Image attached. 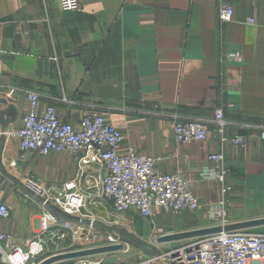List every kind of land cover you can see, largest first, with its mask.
Here are the masks:
<instances>
[{
    "label": "crops",
    "instance_id": "crops-1",
    "mask_svg": "<svg viewBox=\"0 0 264 264\" xmlns=\"http://www.w3.org/2000/svg\"><path fill=\"white\" fill-rule=\"evenodd\" d=\"M234 8L224 23L220 0H82L79 11H63L59 0H0V202L10 207L0 231L23 243L41 239L54 251L57 240L89 225L90 213L97 221L92 232L122 237L120 222L109 223V205L119 216L149 221L153 234L215 226L208 206L222 199L221 184L204 175L214 152L232 170L228 224L264 218V0H236ZM31 91L39 94L40 113L53 105L66 122L100 112L125 135L117 152L135 147L157 158L158 171L190 182L201 207L176 215L155 209L149 219L117 212L98 191L100 165L85 166L83 155L66 152H22L7 129L22 125ZM11 107L14 120L4 113ZM218 109L230 135H248L245 148L222 143ZM194 119L204 121L207 138L177 142L175 123ZM71 183L87 196L77 215L84 222L57 219L43 230L49 211L37 189L56 196Z\"/></svg>",
    "mask_w": 264,
    "mask_h": 264
},
{
    "label": "built area",
    "instance_id": "built-area-1",
    "mask_svg": "<svg viewBox=\"0 0 264 264\" xmlns=\"http://www.w3.org/2000/svg\"><path fill=\"white\" fill-rule=\"evenodd\" d=\"M235 1L220 0L219 17L222 22L233 20ZM59 3L63 11H79L82 7V0H59ZM249 23H255V19H250ZM28 97L30 108L22 120V125L16 129H7L8 138L18 140L22 152H34L41 156L66 152L83 155L80 157L85 166L92 163L100 165L105 174L99 180L98 191L101 197L112 203L117 212L136 211L144 219H149L155 216V209L176 215L184 211H197L201 207L202 203L193 193L190 182L178 173L158 171L157 158L144 154L135 147L124 154L117 152V147L123 143L125 135L100 112L91 111L80 123L73 124L63 121L53 105L40 113V97L37 92L31 91ZM215 122L224 145L231 144L237 148L247 146L248 135H230L227 132L229 123L223 109L216 111ZM208 132L201 119L178 121L173 127L174 138L180 143L204 141ZM210 159L214 164L213 169L204 175L221 184L222 199L208 206V216L213 222L212 225L225 226L228 224L225 206L231 191L229 176L232 170L223 153L214 152ZM37 190L46 200L72 215L81 214L85 208L86 194L72 183L68 190L56 196H51L43 189ZM9 216L10 207L7 203L0 202V219ZM87 218L89 225L77 226L74 238L79 240L82 237L83 242L86 241L89 245L102 244L87 248L117 243L127 245L118 235L104 236L92 232L96 218L90 213ZM56 220L50 213L46 214L42 219L43 230H50ZM164 234L166 233L154 229L153 238L157 239ZM179 242L175 246L170 245L165 252H158L134 264H264V231H223ZM43 251L41 239H31L23 243L12 234L0 231L2 264H38L36 261Z\"/></svg>",
    "mask_w": 264,
    "mask_h": 264
},
{
    "label": "rangeland",
    "instance_id": "rangeland-1",
    "mask_svg": "<svg viewBox=\"0 0 264 264\" xmlns=\"http://www.w3.org/2000/svg\"><path fill=\"white\" fill-rule=\"evenodd\" d=\"M108 207L109 212L112 214L111 219H109V223L116 224L115 222L119 221L121 230L125 232L124 235L120 234L126 241L127 245L125 248L100 255L61 261L55 264H134L140 263L150 256H154L158 252H165L171 245L169 243H158L156 239L153 238V231L151 230L152 228L149 221L142 220L138 216H129V214L119 216L111 211L110 205ZM114 228L116 227H112L111 229L113 230ZM138 241L147 243V248H143L138 245L140 244ZM105 243H108V241ZM55 245L56 249L53 248L54 251H45L44 248V251L40 254L38 261L36 262H40L43 259L56 254L82 250L87 247L102 244L94 243L89 245L86 241L83 242L82 237L77 240L73 237V235L70 236V233H68L64 238L57 240V243L53 246ZM145 249H154V253L152 255H148V253L145 252Z\"/></svg>",
    "mask_w": 264,
    "mask_h": 264
},
{
    "label": "water",
    "instance_id": "water-1",
    "mask_svg": "<svg viewBox=\"0 0 264 264\" xmlns=\"http://www.w3.org/2000/svg\"><path fill=\"white\" fill-rule=\"evenodd\" d=\"M13 108L7 109L4 113H7L12 120L16 118V112L12 110ZM8 125H5L4 128H7ZM43 203H45L49 213L56 219H62L65 221H73V222H84L83 218L72 215L68 213L67 211L61 209L57 205L53 204L51 201L46 200V198H41ZM257 226H264V218L261 219H255L252 221H246L242 223H232L227 224L225 226H212V227H204L199 228L195 230H189V231H182L177 233H166L164 235H161L156 239L158 243H170V242H176V241H182L186 239L196 238V237H202L207 235L216 234L223 231H234L238 229L243 228H249V227H257ZM121 232L124 234L125 232L121 230ZM126 243V241L124 240ZM139 242V241H138ZM141 247L147 248V243L141 241L139 242ZM125 248L124 243H117V244H109V245H103L98 247H92L72 252H65L56 254L53 256H49L42 261H40L38 264H55L57 262L66 261V260H74L78 258H84L89 256H95L100 255L104 253H109L113 251L122 250ZM145 252L148 253V255H152L154 253V249H145Z\"/></svg>",
    "mask_w": 264,
    "mask_h": 264
}]
</instances>
